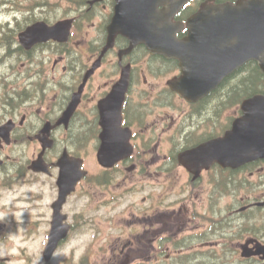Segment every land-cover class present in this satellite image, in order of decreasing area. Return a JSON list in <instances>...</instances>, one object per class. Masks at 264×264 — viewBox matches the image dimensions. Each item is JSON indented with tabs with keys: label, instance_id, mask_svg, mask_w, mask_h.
<instances>
[{
	"label": "flooded vegetation",
	"instance_id": "obj_1",
	"mask_svg": "<svg viewBox=\"0 0 264 264\" xmlns=\"http://www.w3.org/2000/svg\"><path fill=\"white\" fill-rule=\"evenodd\" d=\"M69 1L71 7H85V13L71 15L69 41H48L21 48L26 56L20 63L22 70H14L12 82L0 81V126L11 127L9 143L0 137V189L4 193L10 190V178L26 175L46 183L53 180L49 189L51 194L57 191L56 161L64 148L69 155H77L73 149L78 145L80 131L98 132L96 103L117 79L120 63L107 59L106 54L81 86L74 110L58 121L71 99H77L85 71L104 45L105 26L113 5L112 0ZM80 17L83 19L79 20ZM4 47L8 49L9 44ZM106 62L112 64V73L106 74V68L101 67ZM98 69L104 79H96ZM10 88L18 91L14 106H10ZM239 88L240 84H233L227 91H220L219 100L233 97ZM146 92L144 103L152 89ZM128 98L126 94L121 113L124 124L131 127L130 112H136L143 99L137 98L135 110L131 111L128 109L132 101ZM214 108L215 112L225 113L221 115L223 122L196 107L184 111L183 122L190 128L186 140L177 141L162 132L132 127L131 155L112 168L97 165L104 185L126 187L127 195H133L123 206L128 215L126 221H93L89 223L92 230L85 231L77 212L71 213L63 206L61 212L66 214L64 223L70 233L81 226V236L86 238L80 251L76 243L71 256L63 260L54 257L60 242L51 259L45 261L42 250L47 243L52 208L46 203L41 211L39 205H33L25 217L28 226L21 242L40 236L39 249L31 254L20 246L16 254L0 256V264H264V158L234 165L213 162L209 166L194 157L184 156L181 161V151L224 135L242 114L237 105ZM45 125L48 130L43 134L49 135L53 144L43 153L46 170L34 172L28 165L40 150L36 136L42 134ZM220 127L222 131H217ZM86 135L89 138L88 132ZM26 143L39 144V148H33L32 156L22 164L13 155L15 147ZM176 146L182 148L177 150ZM8 226L9 218L0 222V244L5 240L10 243ZM69 231L67 238L73 235Z\"/></svg>",
	"mask_w": 264,
	"mask_h": 264
},
{
	"label": "water",
	"instance_id": "obj_2",
	"mask_svg": "<svg viewBox=\"0 0 264 264\" xmlns=\"http://www.w3.org/2000/svg\"><path fill=\"white\" fill-rule=\"evenodd\" d=\"M127 1L129 5L128 4L126 5L128 7V11L130 12V15L132 16V21L123 23V25L126 27H131L132 25L136 26L137 24L136 19L139 17L138 14H142L144 12L143 9L145 8V6H150V0H127ZM118 2L120 3L121 6L125 5L124 0H118ZM60 28H61L60 26H57L55 29L54 28L46 29L41 24H36L28 28L23 33V36H25L24 40L26 41L30 40L31 42H36L53 37L61 38V36H64L63 38H65V35H67L68 33V29H66V31L60 32L61 30ZM125 32H127V30ZM262 33H264V30L262 31ZM136 36L140 38L141 33H138ZM262 67L264 68V66ZM254 105L264 106V98L256 97L254 99Z\"/></svg>",
	"mask_w": 264,
	"mask_h": 264
},
{
	"label": "rangeland",
	"instance_id": "obj_3",
	"mask_svg": "<svg viewBox=\"0 0 264 264\" xmlns=\"http://www.w3.org/2000/svg\"><path fill=\"white\" fill-rule=\"evenodd\" d=\"M46 2H48L47 0H46ZM5 7L6 6H2L1 4H0V11H2V10H4L5 9ZM47 8H49V6H47ZM10 15H14V14H10ZM0 20H2V18H0ZM241 88V87H240ZM24 149V153H25V156L24 157H20V156H18V155H13V156H15V157H17V159H18V161L19 160H23V159H25L26 157H28L29 155H30V153H31V151L33 150L32 149V146H29V147H27L26 148V146H24V148L23 147H17V151H22ZM35 185V184H34ZM37 186H39V185H35L34 187H37ZM41 186H43V187H46V184H41ZM21 187H22V189H25V188H27V187H29V189H32L31 188V185H21L20 187H19V189H21ZM116 190L118 191V190H120V189H117V187H116ZM92 192H90V194H91ZM133 198V195H127L126 197H124L123 199H120L121 201H128V200H131ZM83 199H78V200H72V202L69 204V206L67 207V210L68 211H72V210H74L76 207L78 208V210L80 209V206L81 205H83V202H81ZM10 203H14L15 204V202H13L12 201V196L10 195ZM93 210L95 211V213L97 214V215H100V216H104V215H106V213H108L109 211H111V208H109V206H104V205H102V198H100V197H98V195L97 194H94L93 195ZM84 214H85V216H87V215H92L93 214V212H88V211H85L84 212ZM39 238V237H38ZM15 239H17V236L15 237ZM72 245H73V242L71 241V242H69L65 247H64V249L63 250H69V249H71V247H72ZM30 247H31V249H35V245H34V243L32 244V245H30ZM11 248H10V252H11Z\"/></svg>",
	"mask_w": 264,
	"mask_h": 264
},
{
	"label": "trees",
	"instance_id": "obj_4",
	"mask_svg": "<svg viewBox=\"0 0 264 264\" xmlns=\"http://www.w3.org/2000/svg\"><path fill=\"white\" fill-rule=\"evenodd\" d=\"M248 85H249V86L251 85V83H250L248 80H245V81H243V82L240 83V87H242V88H243L244 86H248Z\"/></svg>",
	"mask_w": 264,
	"mask_h": 264
},
{
	"label": "bare ground",
	"instance_id": "obj_5",
	"mask_svg": "<svg viewBox=\"0 0 264 264\" xmlns=\"http://www.w3.org/2000/svg\"><path fill=\"white\" fill-rule=\"evenodd\" d=\"M81 2V1H80ZM25 130V129H24ZM19 136V135H18Z\"/></svg>",
	"mask_w": 264,
	"mask_h": 264
}]
</instances>
